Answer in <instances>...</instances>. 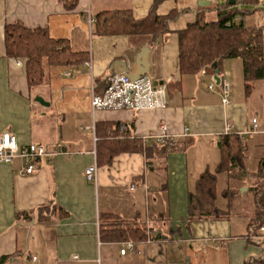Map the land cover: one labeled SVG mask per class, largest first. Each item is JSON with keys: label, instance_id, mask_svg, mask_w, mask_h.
<instances>
[{"label": "crops", "instance_id": "crops-1", "mask_svg": "<svg viewBox=\"0 0 264 264\" xmlns=\"http://www.w3.org/2000/svg\"><path fill=\"white\" fill-rule=\"evenodd\" d=\"M228 1L161 0L158 15L172 10L178 15L167 23L170 33L149 43L144 36H98L93 22L102 11L129 10L141 19L152 0H0V136L10 133L20 147L41 144L54 153L36 161L28 175L20 158L0 163V257L10 256L5 264H30L31 256L38 264H264V236L249 226L253 179L217 175L215 205L225 216L190 220L187 212L195 180L219 161L220 135L234 134L243 142L245 172L254 173L264 157V78L246 95L239 59L221 63L218 83L215 72L181 75L177 68L176 33L196 14L209 18L216 4ZM253 8L259 9L250 15H258L245 24L262 30L264 65V0H256ZM13 22L66 39L85 59L52 69L42 84L28 88L24 60L5 55L3 27ZM145 48L146 76L166 87L167 105L92 113L91 88L124 69L131 77ZM253 119L256 128L250 133ZM99 122L125 125L142 151L122 152L110 165L97 166L91 183L84 171L96 162ZM162 124L172 146L145 140ZM103 214L144 228L147 240L132 242L134 251L120 255L125 242L99 241Z\"/></svg>", "mask_w": 264, "mask_h": 264}, {"label": "trees", "instance_id": "trees-1", "mask_svg": "<svg viewBox=\"0 0 264 264\" xmlns=\"http://www.w3.org/2000/svg\"><path fill=\"white\" fill-rule=\"evenodd\" d=\"M160 1L152 0L141 19H134L129 10L99 12L94 18L93 33L98 36H144L148 37L149 43L157 42L170 33L167 23L178 15L176 10L164 16L158 15L156 9ZM254 5L256 0H242L232 5L216 4L212 9V20L208 19L206 13L196 14L192 23L176 33L179 73L194 75L203 70L212 74L215 72L213 63H216L218 70L223 61L239 59L243 90L248 95L254 83L264 78L262 30L247 26L243 19L259 9H254ZM3 39L6 57L24 60L28 88L42 84L52 69L76 66L85 59V53L72 51L66 39H54L44 28H29L19 22L5 24ZM104 82L94 89L101 92ZM95 133L98 138L95 149L97 166L110 165L119 153L142 151L140 141L130 137L127 127L120 123H96ZM216 145L220 158L214 170L203 171L195 180L193 190L188 193V219L225 216L215 205L217 175H236L239 180L251 178L254 181L248 189L254 202L249 226L253 232L259 231L264 226V157L254 173H247L242 165L245 147L237 135H220ZM161 147L166 149L165 146ZM223 194L228 198L231 191L226 190ZM99 220V241L102 243H135L148 238L144 228L122 223L116 216L103 214ZM9 258L0 257V264H5Z\"/></svg>", "mask_w": 264, "mask_h": 264}, {"label": "built area", "instance_id": "built-area-1", "mask_svg": "<svg viewBox=\"0 0 264 264\" xmlns=\"http://www.w3.org/2000/svg\"><path fill=\"white\" fill-rule=\"evenodd\" d=\"M63 74L69 75L67 71ZM104 84V89L101 92L96 91L93 87L91 88L89 103L92 113L97 111L161 109L167 105L166 87L155 84L147 76L132 79L126 73L112 74L106 78ZM228 103V85L224 83L222 104L226 105ZM255 128L256 120L253 119L250 133L254 132ZM145 140L154 141L157 144H166L167 146L173 144L172 137L167 134L164 124L159 126L158 134L148 135ZM53 154L41 144L31 143L20 147L16 137L10 133H3L0 136V163L9 164L14 158H20L24 163L23 172L27 175L33 172L36 161ZM96 175L97 165L94 160L85 169L84 176L88 182L95 183ZM259 231L264 236V226L260 227ZM119 247L120 255L132 252L135 248L130 241L120 244ZM30 264H38L36 256L30 257Z\"/></svg>", "mask_w": 264, "mask_h": 264}, {"label": "water", "instance_id": "water-1", "mask_svg": "<svg viewBox=\"0 0 264 264\" xmlns=\"http://www.w3.org/2000/svg\"><path fill=\"white\" fill-rule=\"evenodd\" d=\"M232 3H233V0H229L228 1V4H232ZM147 51H148V49L145 48L138 55V58L136 59V62H137V65H138V70H137L136 73H134L133 75H131V78H133V79H140V78L146 76V73H147V67H146V65H147V63H146V59H145V57H146V54L145 53ZM212 67H213V69L215 71V77H214V79L218 83L219 82V78L217 77L218 70L216 69V63H213ZM121 72L122 73H125V69L123 71L121 70ZM35 101L37 103H39L40 105H42V106H45V107L48 106V103L44 102L40 97H36L35 98Z\"/></svg>", "mask_w": 264, "mask_h": 264}, {"label": "rangeland", "instance_id": "rangeland-1", "mask_svg": "<svg viewBox=\"0 0 264 264\" xmlns=\"http://www.w3.org/2000/svg\"><path fill=\"white\" fill-rule=\"evenodd\" d=\"M256 13H257V11H256ZM255 13V15H247V16H245L243 19H244V21L245 22H247V24L249 23V24H252V23H250L251 22V19H256V15H258V14H256ZM209 20H212V19H214V14H211L210 16H209V18H208ZM248 24V25H249ZM78 38V42L79 41H81V36L79 37H77ZM248 197H251L252 198V195H251V193H248ZM252 213H253V211H252ZM251 213V215H250V219L252 218V216H253V214Z\"/></svg>", "mask_w": 264, "mask_h": 264}]
</instances>
